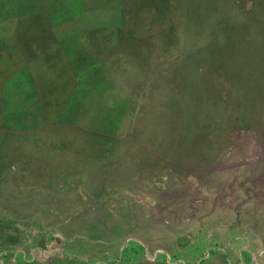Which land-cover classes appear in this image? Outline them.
I'll return each mask as SVG.
<instances>
[{"label": "rangeland", "instance_id": "obj_1", "mask_svg": "<svg viewBox=\"0 0 264 264\" xmlns=\"http://www.w3.org/2000/svg\"><path fill=\"white\" fill-rule=\"evenodd\" d=\"M0 264H264V0H0Z\"/></svg>", "mask_w": 264, "mask_h": 264}, {"label": "crops", "instance_id": "obj_2", "mask_svg": "<svg viewBox=\"0 0 264 264\" xmlns=\"http://www.w3.org/2000/svg\"><path fill=\"white\" fill-rule=\"evenodd\" d=\"M18 36L19 35L17 34V36H15V37L18 38ZM62 41H64V40L61 37L59 38L58 36L56 37V36H51V35H48L47 36V44H48V47L56 48L59 52H61V50H62V48L60 46V44L62 43Z\"/></svg>", "mask_w": 264, "mask_h": 264}]
</instances>
